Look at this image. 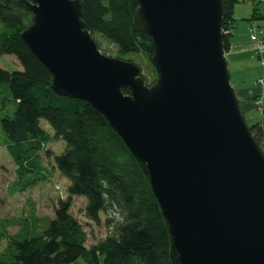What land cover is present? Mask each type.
Returning a JSON list of instances; mask_svg holds the SVG:
<instances>
[{
	"label": "water",
	"instance_id": "obj_1",
	"mask_svg": "<svg viewBox=\"0 0 264 264\" xmlns=\"http://www.w3.org/2000/svg\"><path fill=\"white\" fill-rule=\"evenodd\" d=\"M21 1L19 36L51 89L100 112L145 165L178 263L264 264V153L230 82L223 0H132L150 83L97 52L79 0Z\"/></svg>",
	"mask_w": 264,
	"mask_h": 264
},
{
	"label": "trees",
	"instance_id": "obj_2",
	"mask_svg": "<svg viewBox=\"0 0 264 264\" xmlns=\"http://www.w3.org/2000/svg\"><path fill=\"white\" fill-rule=\"evenodd\" d=\"M79 1L92 36L112 44L119 55L143 53L149 59L152 46L134 18L132 0ZM223 1L222 35L228 49L238 0ZM248 20L264 22V16L254 8ZM30 22L31 13L21 0H0V56L12 55L21 66L0 67V149L15 165L10 194L48 178L51 172L43 160H52V168L68 181L67 197L58 201L51 218L34 211L22 218L21 230L14 235L6 233L10 220L0 219V240L7 242L0 264H78L80 258L86 262L81 264H179L145 165L100 112L51 89L49 71L19 36ZM255 28L264 47V25ZM261 60L264 67L263 55ZM261 96L252 100L261 117L249 127L264 153V106L256 104ZM55 141L62 144L59 154L48 148ZM72 197L85 200L87 220L98 224L101 214L108 216L111 231L90 247L86 230L70 213Z\"/></svg>",
	"mask_w": 264,
	"mask_h": 264
},
{
	"label": "rangeland",
	"instance_id": "obj_3",
	"mask_svg": "<svg viewBox=\"0 0 264 264\" xmlns=\"http://www.w3.org/2000/svg\"><path fill=\"white\" fill-rule=\"evenodd\" d=\"M237 6L238 3L236 4V7L234 5V12L236 11ZM244 8L246 7L244 6ZM259 9L262 12L264 10V5H260ZM253 25L254 26L251 25L252 27L248 28L249 43L251 45V54L254 58V61L257 60V65H250L249 61L245 59V70H247V72H245L244 75L245 80H248L249 78L253 77V73L249 71L259 69L263 73V76H258V78L254 81V86L258 89L257 96L262 94L259 102H263L264 106V67L261 60L262 55L264 56V47L263 41L255 42L252 40V36H254L256 32L258 33V29L255 28V25H258V23L255 24L253 22ZM248 31L247 27L246 30L240 27H236V29L234 30L237 35H242L243 32L248 33ZM93 38L96 44H98L101 52L105 55L132 62L137 67H139L141 71L140 74L141 76H143L146 82L150 83L156 79L157 75L150 62V57L148 59L143 53L119 55L116 48H114L112 44L108 43L100 36L94 35ZM229 51L230 45L228 49H225V57L227 59V62L229 58ZM117 56H119L120 58ZM230 64L231 63H228L229 74H231L230 82L231 84H234L235 79L238 77V73L232 69V66ZM0 67L7 70L21 69L18 61L12 55L0 56ZM235 92L237 91L235 90ZM247 104L248 107L246 108H249L251 106L253 109L249 111L247 110L245 112H243V110L241 109V112L246 123L250 126L261 117V111L254 108L255 104L252 101L250 102V104ZM239 106L241 108L240 103ZM43 122H41V125L50 130L47 127V123L45 121ZM2 140L3 136L0 134V142ZM48 148L52 149L54 154H59V151L62 149V144L55 141L53 142V144H49ZM43 164H45L48 171L51 172V174H47L48 178L41 182H37L34 186L23 191H17L14 194H10V186L15 180V165L13 164L11 158L7 155V153L4 152V148L0 149V219L4 221L10 220V222H8V225L6 226V233L8 235H14L18 233L21 230V219L29 217L32 211H34V213H36V215L39 217H53L54 209L57 206L58 201L64 200L67 197L66 187L68 181L63 176H61L58 171L52 168V160H49L47 162L43 160ZM84 206L85 200L82 197H72L70 213L74 217H76V219L83 225V228L86 230V246L90 247L98 241L103 240L111 230L106 226V218H108V216L101 214L100 222L98 224L91 222L87 220L83 215ZM11 221H13V223H11ZM6 244L7 242L5 239L0 240V251L4 249ZM77 262L78 264L86 263L82 258H80Z\"/></svg>",
	"mask_w": 264,
	"mask_h": 264
},
{
	"label": "crops",
	"instance_id": "obj_4",
	"mask_svg": "<svg viewBox=\"0 0 264 264\" xmlns=\"http://www.w3.org/2000/svg\"><path fill=\"white\" fill-rule=\"evenodd\" d=\"M237 3L238 6L236 8V11L234 12ZM237 3L235 4L233 10V16L235 18V22H234L233 34L230 41L228 63H231L230 65L232 66V69L238 73V77L235 79L234 84L232 85L237 91L236 94L239 103L241 105V109L243 110V112H245L247 110L249 111L253 109L251 106L249 108H246L248 107L247 103L250 104V102L258 94V89L254 86V81L258 78V76H263V73L259 69H256L254 71H249L253 73V77L249 78L248 80H245L244 73L247 72V70H245V59L249 61L250 65L251 64L257 65L256 64L257 60L254 61V58L251 54V50H250L251 45L249 43V31H248V28L251 27L254 21L248 19L253 13L254 8H256V14L258 16L261 17L264 16V10L261 12L259 9L260 5H264V0H241V1L238 0ZM244 6L246 8H244ZM255 23L261 24V22L256 20ZM236 27H240L245 30L247 27L248 33L243 32L242 35H237V33L234 32Z\"/></svg>",
	"mask_w": 264,
	"mask_h": 264
},
{
	"label": "bare ground",
	"instance_id": "obj_5",
	"mask_svg": "<svg viewBox=\"0 0 264 264\" xmlns=\"http://www.w3.org/2000/svg\"><path fill=\"white\" fill-rule=\"evenodd\" d=\"M81 3V2H80ZM81 7H82V4H81ZM82 12H83V10H82ZM223 12H224V1H223ZM224 15V14H223ZM87 25V24H86ZM87 27V26H86ZM87 30H88V27H87ZM89 31V30H88ZM92 36V35H91ZM92 38H93V36H92ZM222 38H223V35H222ZM94 39V38H93ZM96 50H97V52L100 54V55H105L104 53H102L101 52V50H100V48H99V46H98V44H96ZM107 56V55H106ZM108 121V120H107ZM249 126V125H248ZM250 128V127H249Z\"/></svg>",
	"mask_w": 264,
	"mask_h": 264
},
{
	"label": "built area",
	"instance_id": "obj_6",
	"mask_svg": "<svg viewBox=\"0 0 264 264\" xmlns=\"http://www.w3.org/2000/svg\"><path fill=\"white\" fill-rule=\"evenodd\" d=\"M252 40L255 41V42H260L256 35L252 36ZM256 104L260 105L261 103L258 100V101H256Z\"/></svg>",
	"mask_w": 264,
	"mask_h": 264
}]
</instances>
